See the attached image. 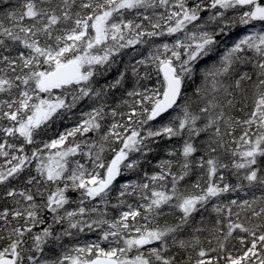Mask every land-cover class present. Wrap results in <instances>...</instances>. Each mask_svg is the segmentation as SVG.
<instances>
[{"label": "snow or ice", "instance_id": "snow-or-ice-1", "mask_svg": "<svg viewBox=\"0 0 264 264\" xmlns=\"http://www.w3.org/2000/svg\"><path fill=\"white\" fill-rule=\"evenodd\" d=\"M0 158V264H264V0H0Z\"/></svg>", "mask_w": 264, "mask_h": 264}, {"label": "trees", "instance_id": "trees-1", "mask_svg": "<svg viewBox=\"0 0 264 264\" xmlns=\"http://www.w3.org/2000/svg\"><path fill=\"white\" fill-rule=\"evenodd\" d=\"M128 17H129V18H132V15H131V14H128ZM146 47H147V46H146ZM123 55H124V54H123ZM123 55H122V57L120 58L121 63H119V64L117 65V67H119V68H122V67H123V64H122V62H123L122 59L124 58ZM115 74H116V73H115V70H114L111 74H109L108 77L105 78V80H111ZM105 80H102L101 82L103 83V82H105ZM155 80H156V77L154 78V81H155ZM143 83H147V84H149V86H150L152 82H149V81H143ZM127 86L130 87L131 84L129 83V85H127ZM122 91H123V90H120V91H116V92L114 93V96H113V98H112V102H113V103L119 101L120 96H121V92H122ZM42 135H43V134H42ZM49 137H50V136H49ZM38 138H39V137H38ZM173 143L175 144L176 142L174 141ZM158 158H164V153H162V152L159 153ZM149 159L151 160V163H150V164H149V163H145V164L143 165V170H144V171H147L149 174H151V172L153 171V169H154V167H155V164H156L157 160H156V159H152V157H149ZM0 163H3V158H2V159L0 158ZM26 174H27V173H25L24 175H26ZM232 179L234 180V178H232ZM131 180H137V181L144 180V182H146V180H145L144 177H143V173H140V174L127 173L126 175H124L123 177H121V178L118 180V182H123V181L128 182V181H131ZM13 183L16 184L17 181H13ZM257 194H258V193H257ZM73 195H75V194H73ZM229 195L231 196V198H236V195H235V194H228V195H226V197H224V199H227ZM241 195H243V194L241 193ZM116 197H117V196H116ZM116 197H115V198H112V200H111V203H112V204L117 203ZM128 202H129V203H134V204H135L136 201H135L133 198H128ZM117 211H118V210H116V209H112L111 207H109V218L111 219V218H113V217H117V216H118ZM98 236H99V230L94 231V232H89V231L86 230L84 233H81V234H79L78 236H76V237H74V238H68V237H66L64 242H65L66 244H73V243H75V242L79 243L80 241H83L82 244H84L85 242L87 243L88 240H89L90 238H94V237H98Z\"/></svg>", "mask_w": 264, "mask_h": 264}, {"label": "rangeland", "instance_id": "rangeland-1", "mask_svg": "<svg viewBox=\"0 0 264 264\" xmlns=\"http://www.w3.org/2000/svg\"><path fill=\"white\" fill-rule=\"evenodd\" d=\"M160 39L161 40H170L171 38H160ZM138 53H143L144 55H146L147 54V47L146 46H136V49H126V50H124V55H123L124 58L122 59V61H123L122 64L129 62L130 59H131V62L134 63L136 59L141 58V56ZM154 78H155V75L153 74L152 80L149 81V82H152L151 84H153L155 82L154 81ZM80 107L83 108L84 105H81ZM77 118H78V110H77V116H74L71 120L66 119L64 121L59 122L56 125H53L50 129L47 130V133L46 134L45 133H42L43 135L41 134V136L45 140L48 139V138H50V137H53L57 131H63L64 128H67V127L72 126V124L75 123V121H76ZM125 182L126 181L116 182L113 191L110 193L111 200H112V198H115L116 196H118L119 185L122 184V183H125ZM117 213H118V211H117ZM98 237L90 238L88 240V242L96 241L98 239ZM82 243H83V241H80L79 243L75 242L73 244H82ZM108 246H109V244L107 242H102V247L107 248Z\"/></svg>", "mask_w": 264, "mask_h": 264}]
</instances>
